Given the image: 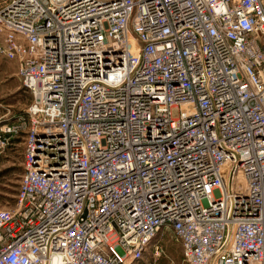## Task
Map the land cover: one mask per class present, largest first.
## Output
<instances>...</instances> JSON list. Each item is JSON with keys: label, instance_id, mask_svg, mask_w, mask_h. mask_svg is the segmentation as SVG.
Wrapping results in <instances>:
<instances>
[{"label": "built area", "instance_id": "1", "mask_svg": "<svg viewBox=\"0 0 264 264\" xmlns=\"http://www.w3.org/2000/svg\"><path fill=\"white\" fill-rule=\"evenodd\" d=\"M0 57L31 96L0 264H130L161 232L264 264L263 0H0Z\"/></svg>", "mask_w": 264, "mask_h": 264}, {"label": "rangeland", "instance_id": "2", "mask_svg": "<svg viewBox=\"0 0 264 264\" xmlns=\"http://www.w3.org/2000/svg\"><path fill=\"white\" fill-rule=\"evenodd\" d=\"M30 101L31 96L22 88L16 76V65L0 57V127L23 115ZM176 116L174 110L172 117ZM25 147L24 135L12 137L7 143L0 142V209L7 208L14 201L24 171ZM153 242L160 246L158 256L148 248L142 260L130 264H184L180 245L168 233H158Z\"/></svg>", "mask_w": 264, "mask_h": 264}, {"label": "crops", "instance_id": "3", "mask_svg": "<svg viewBox=\"0 0 264 264\" xmlns=\"http://www.w3.org/2000/svg\"><path fill=\"white\" fill-rule=\"evenodd\" d=\"M174 241V240H173Z\"/></svg>", "mask_w": 264, "mask_h": 264}]
</instances>
